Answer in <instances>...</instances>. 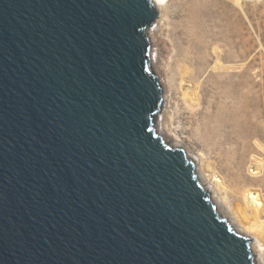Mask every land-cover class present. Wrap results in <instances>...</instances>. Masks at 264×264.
Returning a JSON list of instances; mask_svg holds the SVG:
<instances>
[{
    "label": "water",
    "instance_id": "1",
    "mask_svg": "<svg viewBox=\"0 0 264 264\" xmlns=\"http://www.w3.org/2000/svg\"><path fill=\"white\" fill-rule=\"evenodd\" d=\"M152 0H0V264H256L155 130Z\"/></svg>",
    "mask_w": 264,
    "mask_h": 264
},
{
    "label": "rangeland",
    "instance_id": "2",
    "mask_svg": "<svg viewBox=\"0 0 264 264\" xmlns=\"http://www.w3.org/2000/svg\"><path fill=\"white\" fill-rule=\"evenodd\" d=\"M161 12L151 66L166 93L155 124L222 179L208 186L237 212L245 186L264 198V176L249 174L264 149V0H167Z\"/></svg>",
    "mask_w": 264,
    "mask_h": 264
},
{
    "label": "bare ground",
    "instance_id": "3",
    "mask_svg": "<svg viewBox=\"0 0 264 264\" xmlns=\"http://www.w3.org/2000/svg\"><path fill=\"white\" fill-rule=\"evenodd\" d=\"M152 3H155L157 11H159L158 17L155 19L156 22H154L153 26L147 29L150 45H152L153 47L155 45L154 38L156 35V29L161 23V18L163 16L161 10L167 3V0H152ZM152 47L151 50L153 51ZM159 82L164 83V80H161ZM184 87V95L191 99L192 95L194 94L193 88L190 84H187ZM164 92L166 93V90L164 91L162 87V98ZM155 126V130H157L158 133L162 134V137L164 138L166 143H171V145L173 146L177 145L178 148L182 147L171 141L168 136H166V134L158 128V124H155ZM185 153L188 155V159L196 164L194 172L196 173L198 180H200V184L202 186L205 185V190H208L210 192V196L212 197L211 200H215L213 204L220 209L222 216L226 217L227 221L233 224L231 228L238 230L243 235L252 237L253 240H250L251 245L249 248L251 249V252L253 254V259L256 261V264H264L260 259V255L264 251V198L260 192V189L255 186H245L240 192L242 205H239L236 208L237 212H234L232 208H228L227 206H225V204L222 202V199L216 197L208 186V184L211 183L216 189L224 187V182L222 181V179L214 174L210 177H206L198 166V162H196V160L192 158L187 150H185ZM260 153L262 157L257 159V161L253 164L252 171L249 172V174L256 179L257 177L264 176V149H260ZM261 180L264 181V177Z\"/></svg>",
    "mask_w": 264,
    "mask_h": 264
}]
</instances>
